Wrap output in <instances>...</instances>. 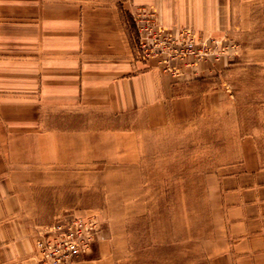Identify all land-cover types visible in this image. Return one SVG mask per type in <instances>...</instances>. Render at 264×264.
<instances>
[{"label": "crops", "instance_id": "0c3cea01", "mask_svg": "<svg viewBox=\"0 0 264 264\" xmlns=\"http://www.w3.org/2000/svg\"><path fill=\"white\" fill-rule=\"evenodd\" d=\"M229 2L0 0V264H37L34 229L53 220L46 190L36 192L31 180L73 177L63 165L78 166L84 138L93 153L96 138L111 137L102 146L117 145L126 161V137L142 148L167 130L214 144L220 131H239L219 120L240 96L225 88L232 58L214 70L201 62L197 74L184 66L170 73L138 57L127 25L128 13L145 8L170 32L217 39L238 26ZM241 130L216 182L219 230L207 264H264V123ZM74 264L111 262L100 254Z\"/></svg>", "mask_w": 264, "mask_h": 264}, {"label": "rangeland", "instance_id": "374dc122", "mask_svg": "<svg viewBox=\"0 0 264 264\" xmlns=\"http://www.w3.org/2000/svg\"><path fill=\"white\" fill-rule=\"evenodd\" d=\"M229 3L238 26L217 39L203 38L188 28L170 32L157 24L154 10L138 8L127 14L138 57L143 59L140 51L154 49L157 55L146 58H155L164 71L180 75L184 66L197 74L195 68L201 62L214 70L220 58H232L234 73L225 88L240 96L233 101L231 114L223 111L219 120L222 129L239 124V131H220L222 138L214 144L193 133L184 138L189 131L167 130L142 148L126 137L120 148L126 161H119L117 145L102 146L111 137L96 138L93 153L85 138H80L84 146H79L78 166L63 165L73 177L31 180L33 190H46L45 214L51 220L66 216L96 221L92 251L77 262L107 254L111 264L208 263L219 230L216 182L234 156L229 144L241 134L242 124L264 123V0ZM143 13L163 33L151 34L144 23L136 22L134 18H142ZM182 30L191 32L194 41L180 36ZM169 34L172 37L167 40ZM47 225L34 229L33 255L36 232Z\"/></svg>", "mask_w": 264, "mask_h": 264}, {"label": "built area", "instance_id": "2783aa9c", "mask_svg": "<svg viewBox=\"0 0 264 264\" xmlns=\"http://www.w3.org/2000/svg\"><path fill=\"white\" fill-rule=\"evenodd\" d=\"M139 17L136 16L134 18L135 21L137 22L138 20L144 23L149 33H163L160 27L155 25L152 20L153 18L148 14L145 13L144 15L143 13L141 16L144 20ZM178 32L186 40L194 41L191 32L183 30ZM167 36V40L172 37L170 34ZM140 45L141 47H145L144 43H140ZM173 46L169 49L173 48ZM142 51H140V55L143 59L150 54L157 55L152 48L148 52H146L147 49ZM186 53L190 54L193 51L186 50ZM95 230L96 221L92 217L78 218L62 216L56 218L51 224L40 227L36 232L34 240V255L37 263L73 264L77 262L82 256L91 253L95 241Z\"/></svg>", "mask_w": 264, "mask_h": 264}]
</instances>
